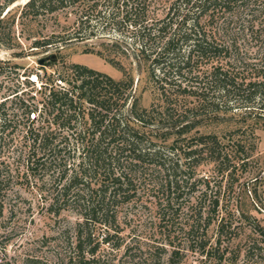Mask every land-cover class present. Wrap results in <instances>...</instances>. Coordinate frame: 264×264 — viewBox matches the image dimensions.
<instances>
[{
    "label": "trees",
    "instance_id": "16d2710c",
    "mask_svg": "<svg viewBox=\"0 0 264 264\" xmlns=\"http://www.w3.org/2000/svg\"><path fill=\"white\" fill-rule=\"evenodd\" d=\"M16 1L0 0V45L7 48L12 47L7 23L15 21L9 7ZM61 13L73 16L72 24L37 39L33 47L121 34L128 39L125 47L116 38L108 43L126 55L131 48L137 62L148 67L156 102L142 106L133 93L132 73L93 49L87 51L124 77L73 64L69 88L57 87L51 74L39 100L35 94L20 96L27 92L17 87L0 102V198L13 177L1 160L2 141L7 134L13 139L17 124H23L22 138L29 142L21 156L23 175L40 174L50 186L49 208L55 214L74 208L82 216L75 245L68 242L74 252L61 257L62 264H113L105 263L98 249L102 243L114 250L123 246L124 208L144 197L154 219L148 237L128 245L130 264H180L189 251L209 259L216 252L215 261L235 262L241 249L229 256L232 249L222 244L234 241L240 226L233 209L226 208L227 218L221 214L219 179L230 169V174L238 167L247 170L257 150L256 125L264 120V0H28L20 18ZM249 118L256 119L254 126ZM221 121L239 126L222 135L202 130ZM65 129L71 133L63 134ZM210 163L216 173H201ZM216 222L213 240L210 227ZM97 225L107 232L94 243ZM257 226L264 243V227ZM253 235L247 236L246 256L264 257ZM25 264L49 263L31 258Z\"/></svg>",
    "mask_w": 264,
    "mask_h": 264
},
{
    "label": "rangeland",
    "instance_id": "374dc122",
    "mask_svg": "<svg viewBox=\"0 0 264 264\" xmlns=\"http://www.w3.org/2000/svg\"><path fill=\"white\" fill-rule=\"evenodd\" d=\"M27 1L17 0L9 7L11 14L15 16V21L9 20L7 23V27H12V36L8 38L12 47L7 48L0 45V59L3 60L2 65L5 67L0 74V102L17 87L20 93L24 90L27 92L19 94L20 96L28 97V95L35 94V100L41 99L39 92L41 88L35 84L29 86V75L40 67L39 58L52 53H56L58 59L44 66L41 78L45 81L51 74L53 78H57V87L62 85L69 88L68 81L73 77L70 67L73 64L88 66L117 80L124 77L123 71L96 53L87 51L91 49L95 52L102 50L105 55L120 60L128 72L132 73L133 93L139 98L142 106L149 107L156 102V91L150 82L148 67H145L143 62H137L139 59L133 56L131 48L127 55L122 52L121 48L125 47V42L128 40L126 37L115 33L116 36L112 35L109 38L94 36L83 41H72L60 47L57 45L48 48L33 47L37 39L49 36L53 31H60L64 25H71L73 16L67 18L64 13H61L42 15L35 20H22L20 14ZM113 38L119 40L121 48L119 46L111 48L112 43L108 42H112ZM61 77L65 80L62 81ZM10 104L8 103L7 106ZM14 112L17 113V111ZM17 117L20 118L21 115ZM248 122H256V119L249 118ZM17 125L16 135L12 139V136L7 134L2 141L1 148V160L9 164L13 177L3 186V195L0 198V264H25L26 260L31 258H38L49 264H62L61 257L68 258L74 252L71 246L75 245V227L82 216L74 208H66L59 214H55L49 208L50 186L41 182L40 174H31L29 177L23 175L26 164L23 163L21 156L29 151V142H25L22 138L25 131L23 124ZM252 125L254 126L255 123ZM237 126L239 123L235 121H221L210 124L207 128L202 127V130L214 131L222 135L225 131ZM256 126L257 150L250 157L247 170L242 171L238 167L233 174H230V169L220 174L221 179H219L222 186L221 214L226 215V208L233 209L234 218L236 217L235 224L240 226L234 241L231 243L224 241L222 245H228L232 249L227 255L237 254V251L241 249L240 255L235 262L219 263L215 261L216 252H213L211 256L214 259H209L197 252L189 251L184 255L180 264H264L262 256H254L252 259L246 256L248 234H254L253 236L259 239V245L264 247V243L260 241L257 226L259 224L264 227V120ZM62 133L70 134L71 131L65 129ZM72 152L75 151L72 149ZM81 152V150H76L78 155ZM74 158L78 160V157ZM199 169L203 174L216 173L213 163L206 164ZM215 190L216 188H213V191ZM144 199L145 197L124 208L127 214L124 219L122 215L120 224L124 229L119 234L124 239V241L122 239L123 246L114 250L107 243L100 245L97 254L105 263L110 261L113 264H130V255L126 252L128 245H135V239L143 242L144 238L148 237L150 223L154 216L143 205ZM227 217H229L228 214ZM217 225L218 222L210 227L213 240L216 238ZM97 227L94 231V243L101 240L107 232L103 225H97ZM69 241L72 242L71 246Z\"/></svg>",
    "mask_w": 264,
    "mask_h": 264
},
{
    "label": "built area",
    "instance_id": "2783aa9c",
    "mask_svg": "<svg viewBox=\"0 0 264 264\" xmlns=\"http://www.w3.org/2000/svg\"><path fill=\"white\" fill-rule=\"evenodd\" d=\"M43 70L42 68H38L35 72H32V74L29 75V81L32 85H38L39 88H42L43 80L41 78V75H43Z\"/></svg>",
    "mask_w": 264,
    "mask_h": 264
},
{
    "label": "water",
    "instance_id": "95a60500",
    "mask_svg": "<svg viewBox=\"0 0 264 264\" xmlns=\"http://www.w3.org/2000/svg\"><path fill=\"white\" fill-rule=\"evenodd\" d=\"M58 59V56L56 53L49 54L47 56L41 57L38 59V64L40 66H48L53 62H56Z\"/></svg>",
    "mask_w": 264,
    "mask_h": 264
}]
</instances>
